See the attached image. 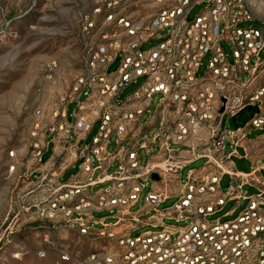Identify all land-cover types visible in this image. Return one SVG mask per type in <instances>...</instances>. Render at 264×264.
<instances>
[{
  "label": "built area",
  "instance_id": "1",
  "mask_svg": "<svg viewBox=\"0 0 264 264\" xmlns=\"http://www.w3.org/2000/svg\"><path fill=\"white\" fill-rule=\"evenodd\" d=\"M201 3H207L206 7L189 19L190 9ZM141 8L155 11L140 12ZM81 21L84 70L63 97L50 133L62 142L63 150H73L71 156L82 158L80 171L88 181L54 189L50 198L41 201L39 215L85 236L93 248L84 257L60 248V257L80 264H264V208L259 194L248 197L243 188L254 179L257 168L239 173L227 164L230 155L224 153L227 142L236 152L250 128L264 126V109L243 127L233 129L225 123L248 105L264 106V5L256 12L248 0H94L82 12ZM246 21L261 25L245 26ZM156 38L162 39L157 45L142 47ZM223 40L232 48V61ZM207 53L210 59L201 73ZM119 55L118 67L110 71L109 65ZM139 77L143 81L119 100L122 90ZM157 93L152 143L158 142V153L166 156V164L142 165L137 148L127 149L123 141L135 135ZM71 102L76 104L72 120ZM97 121L99 128L92 142L86 143ZM113 134L117 146L111 152L107 143ZM44 146L45 140L35 158L42 155ZM181 146L192 155L207 157V165L216 170L191 173L178 198L160 207L170 191H159L155 184L164 180L167 186L169 172L180 179V163L170 161ZM145 147L152 151L151 145ZM14 154L11 150L10 155ZM94 157L98 167L114 157L119 163L108 184L87 192L86 186L96 183L91 176ZM15 167L11 165L10 170ZM153 172L159 179L152 178ZM226 172L237 183L232 180L222 190L220 181ZM150 179L153 185L145 204L133 211ZM63 187L67 190L56 194ZM232 197L249 198L238 216L208 218ZM104 210L115 220L106 222L95 215ZM166 219L186 224L177 227L166 224ZM144 223L157 229L135 232ZM45 254L42 249L41 255Z\"/></svg>",
  "mask_w": 264,
  "mask_h": 264
},
{
  "label": "rangeland",
  "instance_id": "2",
  "mask_svg": "<svg viewBox=\"0 0 264 264\" xmlns=\"http://www.w3.org/2000/svg\"><path fill=\"white\" fill-rule=\"evenodd\" d=\"M248 1L256 12L264 5V0ZM93 4L94 0H0V264H80L75 259L63 260L59 249L66 248L84 257L93 248L85 236L58 226V221L52 217L44 216L39 220L31 217L35 207H29L30 215L26 219L19 181L50 133L51 126L58 120L57 112L64 102L63 97L84 70L81 14ZM206 5H193L188 18L193 19ZM144 11L155 10L140 9V12ZM243 25L260 26L261 22L246 21ZM161 40L152 39L142 47L151 48ZM221 43L232 61L231 46L224 40ZM120 58L121 55L117 56L109 65L110 71L118 67ZM209 59L210 53H207L200 66L201 73L205 71ZM142 81L143 77H139L129 84L120 93L119 100ZM159 96L158 93L153 96L152 106L143 119L154 112ZM74 107L75 102H71L69 112ZM263 109L261 103L249 105L237 117L228 116L227 123L235 127L239 120ZM99 124V121L94 124L91 137L97 132ZM155 131L156 127L150 128L148 136L152 137ZM114 146L115 139L112 137L109 148ZM11 150L15 151L14 155H10ZM226 150L229 151L228 146ZM141 156L142 162H146L144 153ZM203 163L204 159H200L183 167L181 180L186 179L190 167H199ZM13 164L16 167L11 171ZM228 184L225 177L221 185L226 188ZM152 185L153 180L150 179L138 202L132 206L133 211L145 204V196ZM48 195H52L50 189H46V198H50ZM176 199V196H171L160 207L170 205ZM48 204L46 200L44 205L47 207ZM95 215L106 217L107 222L115 220L109 211H96ZM165 223L177 227L186 224L173 219H166ZM151 229L157 228L143 225L135 232ZM42 249L46 250L44 256L41 255Z\"/></svg>",
  "mask_w": 264,
  "mask_h": 264
},
{
  "label": "crops",
  "instance_id": "3",
  "mask_svg": "<svg viewBox=\"0 0 264 264\" xmlns=\"http://www.w3.org/2000/svg\"><path fill=\"white\" fill-rule=\"evenodd\" d=\"M248 106L244 107L241 111L231 117H237ZM72 111L69 112V119L71 120L73 119ZM258 112L259 111L253 112L246 119L239 120L235 127L231 126L229 122L227 123L228 117L225 119V123L233 129L243 127L248 122H250L255 116V114ZM156 125L157 116L155 114L151 113L147 116L146 119H143L142 117L135 135L128 136L123 141L127 149H131L134 147L137 148V153L139 155L140 162L142 165L154 164L164 166L166 164V156L158 153V142L156 141L155 143H152V137L148 136V130L152 127H157ZM90 132L86 135L85 138V142L89 144L92 142V139L96 134L95 133L91 137ZM145 132L147 133V137H145L143 134ZM112 137H114L115 139V146L113 149H110L109 144L111 142ZM75 138L76 137H73V139ZM116 139L117 137L115 134L111 135L109 142L107 143L108 151L114 152L116 150ZM83 143V141L80 142L81 145H83ZM139 144H141V146H139ZM146 144L152 146V151L145 147ZM227 146L229 147V151L226 150ZM181 148L182 150L180 151L178 156H175L174 159L170 161L171 164L180 163V174L183 167L189 166L197 160L204 159V163L199 167H190L187 172L186 179L184 181L181 180V175L180 179L177 180L175 174L173 172H169L168 175L171 176V181L168 183L167 186L164 185V180L156 182L155 186L159 191H165L166 188H169L170 197L176 196V198H178L182 185L185 184L191 173L194 172L196 174H200L210 169L212 171L216 170L215 167L207 165V157H197L195 155H192L191 152L185 146H181ZM240 149H242V151H240ZM72 151L73 150H63L62 142L58 141L55 138L54 134L49 133L46 136L45 146L42 155L39 158L32 159L28 165L29 167L27 171L23 173L19 178V181L21 182L20 193L21 201L23 203L22 208L26 210L24 213V215H26V219H28V216L30 215L28 210L30 206L35 207L34 209H36L31 213V217H36V219L38 220L41 219L39 215V207L41 201L46 198V189H50V191L53 192L54 189L57 190L58 187L65 184L71 185L74 184L76 181H81L83 183H86L88 181V177L80 171V164L82 162V158L71 156ZM142 153H144L147 158L146 162L144 163L142 162ZM224 153L230 155V159L228 160L227 164L232 166L239 173H249L254 168H257L256 174L254 175V179L249 182H246L243 185V188L244 190H246L248 197L251 195L259 194L262 201L261 207L264 208V126L262 128H250L247 131L246 136L240 142V144L236 146V152H232L231 143L227 142L226 147L224 148ZM118 163L119 158L114 157L109 161L105 162L103 167H98V160L94 157L93 164L94 166H96V168L91 176L94 180H96V183L87 185V192H94L103 187L104 185L108 184L110 182V175L113 173ZM225 177L228 178L229 182L226 188L222 187L221 185V181ZM232 180L233 184L237 183L236 178L232 179L229 173H224L220 181V186L222 190H226ZM66 188L67 187H63L61 190H58L56 194L62 192V190H67ZM248 197L242 198L240 200L235 197L229 198L226 201L225 205L222 207V209L217 211L215 214L220 213L217 217H220L222 220L235 218L249 203ZM150 213L151 212L149 211L147 215ZM143 225L149 224L144 223ZM150 225L154 226L153 224Z\"/></svg>",
  "mask_w": 264,
  "mask_h": 264
},
{
  "label": "water",
  "instance_id": "4",
  "mask_svg": "<svg viewBox=\"0 0 264 264\" xmlns=\"http://www.w3.org/2000/svg\"><path fill=\"white\" fill-rule=\"evenodd\" d=\"M223 110H224V106L221 107V111H223ZM152 178L153 179H159V174L157 172H153L152 173Z\"/></svg>",
  "mask_w": 264,
  "mask_h": 264
}]
</instances>
